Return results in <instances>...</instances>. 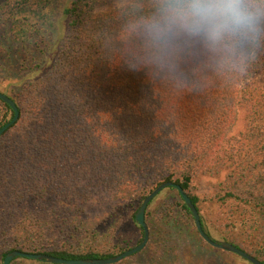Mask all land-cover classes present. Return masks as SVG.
Instances as JSON below:
<instances>
[{
	"label": "trees",
	"instance_id": "trees-1",
	"mask_svg": "<svg viewBox=\"0 0 264 264\" xmlns=\"http://www.w3.org/2000/svg\"><path fill=\"white\" fill-rule=\"evenodd\" d=\"M54 1L0 0V92L19 110L0 137V264L14 250L72 260L134 247L114 239L120 220L134 222L163 182L188 194L211 239L264 263V42L224 66L197 42L166 53L148 45L131 27L148 0H66L60 18ZM238 106L245 127L229 137ZM12 116L0 100V127ZM222 173L210 204L190 193L195 179ZM97 203L105 212L89 227ZM157 215L148 258L159 260L185 236L173 205Z\"/></svg>",
	"mask_w": 264,
	"mask_h": 264
},
{
	"label": "clouds",
	"instance_id": "clouds-1",
	"mask_svg": "<svg viewBox=\"0 0 264 264\" xmlns=\"http://www.w3.org/2000/svg\"><path fill=\"white\" fill-rule=\"evenodd\" d=\"M133 12L131 27L159 52L197 42L230 66L264 42V0H148Z\"/></svg>",
	"mask_w": 264,
	"mask_h": 264
},
{
	"label": "rangeland",
	"instance_id": "rangeland-1",
	"mask_svg": "<svg viewBox=\"0 0 264 264\" xmlns=\"http://www.w3.org/2000/svg\"><path fill=\"white\" fill-rule=\"evenodd\" d=\"M130 0H117L116 4L118 6L123 5ZM66 0H55L54 6H51V11L54 12L55 17L60 18L61 10L60 8L65 4ZM110 9V6H101L98 8L97 11H108ZM52 17V16H51ZM33 21V20H31ZM62 24V20H61ZM245 116L246 112L244 107L238 106V117L237 121L235 123V126L233 127L232 132H230L229 137L237 136L241 131L244 130L245 127ZM225 174L222 173L218 176H200L199 178L195 179L192 182L191 189L189 190L192 195L197 196L202 201H207L210 204V200L214 197L215 194L218 192L221 193L220 188L223 186ZM168 189V188H167ZM166 190L164 193L161 192L158 198H154L152 201L153 203L147 207V213H150V215L146 214L145 222H149V225L151 224V221L157 220L159 216L157 215L159 212V208L161 204L164 202H168L169 204L174 206V212L176 214L175 220L179 221L180 223L184 222V225H181L182 229H184L183 233L185 236V239L182 241L173 242L174 248L171 249V252L169 253H163V255L159 258L150 259L149 256V242L151 239V232L152 230H149V240L145 248L140 251L139 253L125 258L124 262L120 261L116 264H154L157 262V264H248L244 261H242L241 257L224 252L215 248L210 247L206 243H204L202 240L197 239V237L193 234V232L188 228V225L186 224V215L180 211L178 207V198L176 196V193L172 190ZM260 193L262 195V199L264 201V187L260 189ZM259 193V194H260ZM151 201V202H152ZM103 207L97 203L95 206L91 209L89 217H87L88 225L89 227H92L99 219V214L102 212H105L103 210ZM146 213V212H145ZM130 214V213H129ZM123 216L120 220L121 227L117 232L115 233V238H118L117 236L120 235L122 237H126L127 239L131 240V246H135L137 244V241L142 238V235L140 233V230L138 229L137 225L133 220L128 218V215ZM155 223V222H154ZM158 229L165 230L164 225H157ZM201 239V238H200ZM147 259H150L152 262L147 261ZM244 260V259H243ZM246 261V260H245ZM248 262V261H247ZM10 264H28L24 263L21 260H16ZM251 264V263H250Z\"/></svg>",
	"mask_w": 264,
	"mask_h": 264
},
{
	"label": "water",
	"instance_id": "water-1",
	"mask_svg": "<svg viewBox=\"0 0 264 264\" xmlns=\"http://www.w3.org/2000/svg\"><path fill=\"white\" fill-rule=\"evenodd\" d=\"M0 100L3 103L7 104L13 112V116L11 120H9L6 124L0 127V137H1L11 126H13L17 122L19 118V110L15 102L9 96H7L6 94L2 92H0ZM167 188H173L178 192L180 198L184 202L185 206L187 207V209L189 210L193 218V223H194V227H195L197 234L199 235V237L204 243H206L212 248L235 254L241 257L242 259L248 261L251 264H264L263 262L255 258L254 256L248 254L247 252L241 250L240 248H237L236 246H234L233 244L229 242L215 241L211 239L204 232L202 225H201L199 213L195 205L191 201L190 197L181 188L180 185L173 183V182H163L159 184L157 187H155L150 193H148L143 198L139 208L134 214V222L142 229V233H143L142 239L137 245L121 252L118 255H115L109 258L72 259L71 260V259L58 258V257H54V256L42 254V253L35 254V253H27V252H20V251L14 250L6 254V256L4 257L2 261V264H10L13 260L17 258H23V259L39 261V262H46L49 264H116L124 260L125 258L131 257L139 253L145 248L149 240V230L145 222L146 209L148 205L150 204V202L156 196H158L164 189H167Z\"/></svg>",
	"mask_w": 264,
	"mask_h": 264
}]
</instances>
